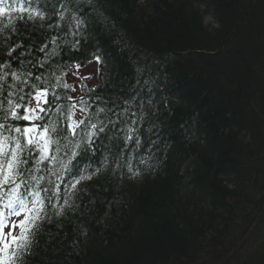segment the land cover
<instances>
[{
	"label": "trees",
	"instance_id": "trees-1",
	"mask_svg": "<svg viewBox=\"0 0 264 264\" xmlns=\"http://www.w3.org/2000/svg\"><path fill=\"white\" fill-rule=\"evenodd\" d=\"M33 7L51 19L17 22L14 55L42 57L52 35L67 42L57 63L101 55L89 102L100 96L115 125L79 165L107 157V167L81 185L74 210L43 225L29 264H264V0ZM74 13L88 20L80 36ZM128 127L139 146L124 143Z\"/></svg>",
	"mask_w": 264,
	"mask_h": 264
},
{
	"label": "snow or ice",
	"instance_id": "snow-or-ice-1",
	"mask_svg": "<svg viewBox=\"0 0 264 264\" xmlns=\"http://www.w3.org/2000/svg\"><path fill=\"white\" fill-rule=\"evenodd\" d=\"M62 7L67 10L66 4ZM56 14L65 19L63 12ZM0 18L7 20L0 23V34H11L0 37V264H29L43 225L74 210L80 194L87 191L81 185L107 167V157L94 170L91 164L79 165L92 159L89 150L95 148L101 134H107L108 124L115 122L107 116L111 109L95 103L100 96L89 102V93H95L97 86L86 83L92 79L91 73L81 72L86 64L56 62L60 44L67 43L58 35L39 46L40 58H29L32 47L14 55L24 47L22 41L13 39L19 33L17 22L51 19L44 10L33 7V0H0ZM71 20L73 34L82 35L88 20L75 13ZM48 27L61 28L58 23ZM80 44L77 39L71 47L79 51ZM93 62L101 65V55L94 53L87 60V64ZM33 68L50 71L37 74ZM69 77L75 80L70 83ZM135 131L127 128L125 144L134 141L140 145ZM117 165L122 166L118 160ZM128 170L132 171L130 163Z\"/></svg>",
	"mask_w": 264,
	"mask_h": 264
},
{
	"label": "rangeland",
	"instance_id": "rangeland-1",
	"mask_svg": "<svg viewBox=\"0 0 264 264\" xmlns=\"http://www.w3.org/2000/svg\"><path fill=\"white\" fill-rule=\"evenodd\" d=\"M81 72H82V74H85V75L91 73L92 74V79L89 82V86L94 85V83H95V73H96L95 64L88 65L86 68L81 69ZM68 80L71 83V82H73V80H75V77H69Z\"/></svg>",
	"mask_w": 264,
	"mask_h": 264
}]
</instances>
